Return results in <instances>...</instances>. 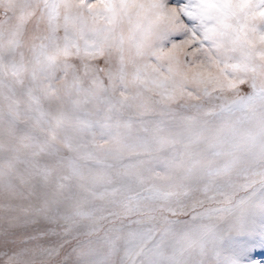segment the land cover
I'll list each match as a JSON object with an SVG mask.
<instances>
[{
	"label": "rangeland",
	"instance_id": "374dc122",
	"mask_svg": "<svg viewBox=\"0 0 264 264\" xmlns=\"http://www.w3.org/2000/svg\"><path fill=\"white\" fill-rule=\"evenodd\" d=\"M241 262L264 0H0V264Z\"/></svg>",
	"mask_w": 264,
	"mask_h": 264
},
{
	"label": "snow or ice",
	"instance_id": "6c2138e0",
	"mask_svg": "<svg viewBox=\"0 0 264 264\" xmlns=\"http://www.w3.org/2000/svg\"><path fill=\"white\" fill-rule=\"evenodd\" d=\"M246 251V250H245ZM241 264H242V262H241Z\"/></svg>",
	"mask_w": 264,
	"mask_h": 264
}]
</instances>
